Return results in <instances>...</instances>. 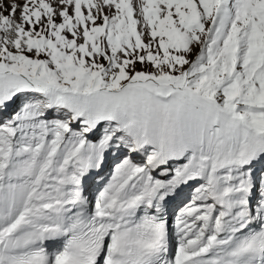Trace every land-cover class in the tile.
Masks as SVG:
<instances>
[{
    "label": "snow or ice",
    "instance_id": "obj_1",
    "mask_svg": "<svg viewBox=\"0 0 264 264\" xmlns=\"http://www.w3.org/2000/svg\"><path fill=\"white\" fill-rule=\"evenodd\" d=\"M0 264H264V0H0Z\"/></svg>",
    "mask_w": 264,
    "mask_h": 264
},
{
    "label": "rangeland",
    "instance_id": "obj_2",
    "mask_svg": "<svg viewBox=\"0 0 264 264\" xmlns=\"http://www.w3.org/2000/svg\"><path fill=\"white\" fill-rule=\"evenodd\" d=\"M109 155V154H108ZM118 157H115L112 161H107V163L105 165H103L102 169L100 170V172L97 174L95 172H93V176H92V180H90V184L91 186H93L95 189H98L99 187L102 186L103 182L106 181L112 170L114 167V164L118 162ZM98 187V188H97ZM189 190L187 189L186 192H184V194H182L175 202L174 204L171 206L172 209L176 208V205L185 198V195L187 194ZM171 219V218H170Z\"/></svg>",
    "mask_w": 264,
    "mask_h": 264
},
{
    "label": "bare ground",
    "instance_id": "obj_3",
    "mask_svg": "<svg viewBox=\"0 0 264 264\" xmlns=\"http://www.w3.org/2000/svg\"><path fill=\"white\" fill-rule=\"evenodd\" d=\"M87 185H88V182H87ZM88 189H89V186H88Z\"/></svg>",
    "mask_w": 264,
    "mask_h": 264
}]
</instances>
